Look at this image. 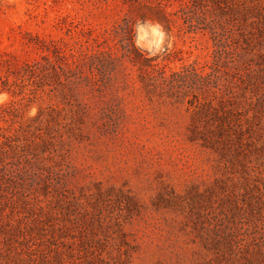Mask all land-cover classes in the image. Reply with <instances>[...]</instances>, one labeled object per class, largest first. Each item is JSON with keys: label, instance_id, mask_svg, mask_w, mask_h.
<instances>
[{"label": "rangeland", "instance_id": "1", "mask_svg": "<svg viewBox=\"0 0 264 264\" xmlns=\"http://www.w3.org/2000/svg\"><path fill=\"white\" fill-rule=\"evenodd\" d=\"M185 1L0 0V141L22 144L19 154L27 155L36 136L47 139L27 168L55 172L66 197L57 217L21 209V219L0 205V264H27L33 248L55 242L48 235L57 223L65 264H236L203 248L197 210L183 207L227 176L222 162L187 140L185 100L148 97L122 48L131 35L167 72L208 61V35L188 32L176 13ZM232 1L255 4L264 16V0ZM157 2L171 18L169 33L140 18L143 5ZM258 25L251 62L264 69ZM32 177L24 175L21 189L28 196L42 191ZM42 214L47 219L36 220Z\"/></svg>", "mask_w": 264, "mask_h": 264}, {"label": "trees", "instance_id": "2", "mask_svg": "<svg viewBox=\"0 0 264 264\" xmlns=\"http://www.w3.org/2000/svg\"><path fill=\"white\" fill-rule=\"evenodd\" d=\"M164 7L159 2L143 5L140 18L158 23L169 33L172 21ZM255 8V4L232 0L181 3L176 13L187 31L206 33L211 41L210 59L204 63L193 62L167 72L156 56L145 57L134 46L131 35L122 44L129 61L139 71L146 95L179 103L185 100L190 109L187 140L212 152L222 162L227 176L196 191L183 207L197 210L194 223H200L198 236L203 248L236 264H264V69H255L251 62L262 32L258 24L264 25V16L255 15ZM95 59L103 60L98 56ZM36 138L38 141L31 143L33 152L27 155L19 154L22 144L0 141V205L17 209L21 219L25 217L23 211L35 209L57 217L66 198L55 172L41 167L31 172L27 168L38 155L36 149L47 143L40 135ZM26 174L33 176L32 182L42 191L34 187L35 194L31 196L21 191ZM47 194L50 198L42 205L40 198ZM101 195L97 193V202L102 200ZM51 200L56 202V209L45 211ZM44 214L36 220L47 219ZM75 219L76 216L71 221ZM80 220L86 221L82 217ZM102 222L100 219L101 225ZM62 228L59 223L50 228L48 236L55 242L33 248L27 264L67 262L68 255L58 245L63 239ZM85 230L79 226V233ZM24 248L29 249V245L24 244L21 249Z\"/></svg>", "mask_w": 264, "mask_h": 264}]
</instances>
